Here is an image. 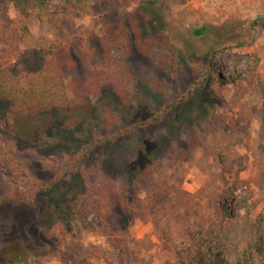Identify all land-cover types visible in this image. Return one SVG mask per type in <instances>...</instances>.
<instances>
[{"label":"rangeland","instance_id":"1","mask_svg":"<svg viewBox=\"0 0 264 264\" xmlns=\"http://www.w3.org/2000/svg\"><path fill=\"white\" fill-rule=\"evenodd\" d=\"M148 1L158 11L145 20ZM156 19L173 31L207 25L218 36L172 32L187 59L150 43L124 57L122 25L134 36L137 27L155 33ZM68 39L79 60L95 56L93 65L64 68L65 81L83 92L92 80L117 95L121 119L109 112L99 123L119 135L80 158V125L68 128L57 109L20 116L0 99V143L25 168L17 172L0 159V196L58 177V190L73 187L60 200L40 193L36 205L0 200L1 264H179L165 236L210 222L228 188L250 196L251 219L264 225V0H99L88 14L70 6L51 24L0 0V68ZM210 44L225 46L217 72L238 79L220 85L210 72L186 100L164 108L200 79ZM256 57L259 84L245 74ZM85 100L71 112L96 114L97 98L87 93ZM158 112L155 124L134 127ZM252 264H264V255L254 252Z\"/></svg>","mask_w":264,"mask_h":264},{"label":"trees","instance_id":"2","mask_svg":"<svg viewBox=\"0 0 264 264\" xmlns=\"http://www.w3.org/2000/svg\"><path fill=\"white\" fill-rule=\"evenodd\" d=\"M4 1L12 2L15 9L23 17L33 16L41 23L51 24L58 21L61 11L68 9L70 6L88 14L91 11V5L99 0ZM154 3L155 1H148L146 4L141 5L145 20L153 17V13L158 11L157 8L153 7ZM152 22L158 27V32L153 33L149 26L146 27V31L137 27L135 28L136 36L132 34L129 27L122 25L121 31L126 39L121 49L124 57L131 56V46L141 48L145 46V43H150L158 44L164 55L167 51H171L174 54L183 55L187 59V54L181 52L179 45L172 36V32L189 34L193 39L211 38V35L214 34L207 25L203 24H198L190 30L187 27L182 30L176 27V30L173 31L168 26L164 27L165 22L163 19H156ZM167 22L169 23V21ZM227 30L230 32L233 30V26H230ZM213 36L217 39L216 36L218 35L214 34ZM102 43V47L107 50V53L109 40L105 39ZM236 44L245 45V42H236ZM74 48V40L68 39L58 44H51L37 49L31 57L27 55L17 56L14 64L0 68V99L9 102L13 110L20 116H35L46 110L57 109L62 114L61 116H67L64 124L68 128L80 125L79 132L83 134L84 142L80 147L79 156L84 158L87 153L95 148L113 142L119 135L120 130L113 134L106 133V127L103 128L99 120H102L109 112L121 119L123 106L118 102L117 95H114L112 91L104 90L99 83H94L92 80L88 81L89 83L86 84L88 86L87 90L80 92L77 90V85H71L65 81L64 68L78 69L80 61L85 65L94 64L95 55L79 60L73 52ZM223 49H225V46L218 47L210 44L206 59L207 69L202 73L200 79L195 81L180 99L165 105L164 108L172 107L186 100L196 88L206 83L210 72L220 85L235 82L238 79L237 75L223 77L217 72L220 69L217 57ZM258 62V57L254 58L253 63L245 72L246 76L249 75L256 84L261 82L260 75L257 72ZM170 63H174V59L171 58ZM194 63L197 66L201 65V62L196 60H194ZM98 81L100 80L98 79ZM117 87L122 89L120 84H117L115 88L120 90ZM87 93H91L97 98L94 104L96 114H91V111L88 113H83V111L71 112V106L76 108L84 105ZM160 114L161 112H158L141 119L134 124V127L151 126L159 121ZM0 159L17 172L25 171L21 160L15 157L10 147L1 143ZM143 173L146 174L147 171L145 170ZM58 179L48 182H35L38 185L35 190L31 192L14 190L9 195L0 196V200H15L20 205H36L40 193H46L47 195L56 193V200L71 195L72 186L66 185L68 187L58 190ZM255 208L256 204L250 196L245 195L238 198L236 190L228 188L219 200L218 214L210 222L197 229H186L176 235H166V242L168 246L175 249L179 264H252L254 252L264 255V225H261L258 220L253 221L251 219ZM6 261L12 260L7 258Z\"/></svg>","mask_w":264,"mask_h":264}]
</instances>
